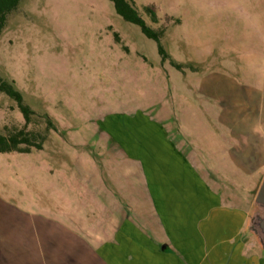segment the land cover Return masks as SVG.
Listing matches in <instances>:
<instances>
[{
  "label": "rangeland",
  "instance_id": "374dc122",
  "mask_svg": "<svg viewBox=\"0 0 264 264\" xmlns=\"http://www.w3.org/2000/svg\"><path fill=\"white\" fill-rule=\"evenodd\" d=\"M130 2L163 33L161 43L182 71L164 63L157 43L109 0H21L8 19L0 78L14 83L33 115L26 125L17 103L0 93V134L23 130L43 149L0 154V264H71V244L61 239L91 223L82 221L79 192L108 176L123 188L143 185L140 169L104 136L103 125L122 115L160 120L175 139L203 149V165L220 170L228 184L241 182L231 151L253 157L263 173L254 195L259 188L264 0Z\"/></svg>",
  "mask_w": 264,
  "mask_h": 264
},
{
  "label": "crops",
  "instance_id": "0c3cea01",
  "mask_svg": "<svg viewBox=\"0 0 264 264\" xmlns=\"http://www.w3.org/2000/svg\"><path fill=\"white\" fill-rule=\"evenodd\" d=\"M122 116L103 125L104 136L140 169L143 185L123 188L107 175L101 186L79 190L82 221L91 223L85 233L61 239L71 244L70 263L261 264L257 243L244 236L263 174L252 167L253 157L231 151L233 176L241 182L228 184L220 170L203 165V149L175 139L160 120Z\"/></svg>",
  "mask_w": 264,
  "mask_h": 264
},
{
  "label": "trees",
  "instance_id": "16d2710c",
  "mask_svg": "<svg viewBox=\"0 0 264 264\" xmlns=\"http://www.w3.org/2000/svg\"><path fill=\"white\" fill-rule=\"evenodd\" d=\"M109 1L113 3L118 16H120L125 22L138 26L145 37L157 43L158 52L164 63L171 60L170 55L161 43L163 33L155 31L152 27H150L130 0ZM20 2L21 0H0V36L7 25L9 17L18 10ZM145 11L151 17L153 23H158L159 19L152 8L147 7L145 8ZM171 65L178 71L183 70V66L173 60H171ZM0 93L5 94L17 103L26 125H28L31 121L33 111L24 103L23 96L16 90L14 83L0 78ZM22 145H25L26 147L23 148L21 147ZM31 148L42 150L43 144L34 143L30 135L23 130L9 137L0 134V154H11L14 152L19 154H30Z\"/></svg>",
  "mask_w": 264,
  "mask_h": 264
},
{
  "label": "water",
  "instance_id": "95a60500",
  "mask_svg": "<svg viewBox=\"0 0 264 264\" xmlns=\"http://www.w3.org/2000/svg\"><path fill=\"white\" fill-rule=\"evenodd\" d=\"M244 236L256 239L264 259V177L254 197Z\"/></svg>",
  "mask_w": 264,
  "mask_h": 264
}]
</instances>
